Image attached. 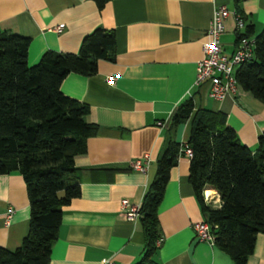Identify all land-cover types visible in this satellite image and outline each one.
Segmentation results:
<instances>
[{
  "label": "crops",
  "instance_id": "1",
  "mask_svg": "<svg viewBox=\"0 0 264 264\" xmlns=\"http://www.w3.org/2000/svg\"><path fill=\"white\" fill-rule=\"evenodd\" d=\"M218 5L239 9V32L250 24L253 37L264 26V0H108L100 10L91 0H0V29L28 38V65L44 51L76 52L82 36L97 26L114 34L113 61L98 60L94 74L69 72L60 82L64 95L87 105L85 119L96 129L86 138L85 151L73 159L79 192L61 208L48 264H100L107 258L134 264L139 259L143 234L138 214L126 219L120 201L139 206L166 145L170 116L183 99L191 98L193 110L221 112L238 140L255 150L264 129V101L240 87L215 101L206 84L194 86L195 64ZM219 39L222 52L230 54L235 45L232 15L225 18ZM110 75L114 80L107 84ZM190 121L191 116L172 132L180 145L188 138ZM142 154L149 157L146 171L133 170L131 163ZM187 172L188 157L180 155L156 209L162 240L152 259L159 264H232L223 250L194 237L192 223L203 216ZM212 196L209 205L217 207L218 195ZM28 216L20 174H0V247L19 245ZM247 264H264V233L255 236Z\"/></svg>",
  "mask_w": 264,
  "mask_h": 264
},
{
  "label": "trees",
  "instance_id": "2",
  "mask_svg": "<svg viewBox=\"0 0 264 264\" xmlns=\"http://www.w3.org/2000/svg\"><path fill=\"white\" fill-rule=\"evenodd\" d=\"M91 1L100 10L108 0ZM251 33L247 24L234 41ZM253 38L252 57L238 64L233 75L238 87L264 101V26ZM27 47L28 38L0 29V174H20L29 211L19 245L0 247V264H48L61 208L79 192L73 159L85 151L86 138L96 129L85 119L87 105L64 95L60 82L69 72L90 76L98 60L113 61L115 56L114 34L100 26L82 36L74 53L44 51L28 65ZM192 110L191 98H186L170 116L166 145L138 206L143 249L134 264H159L152 259L159 235L156 209L178 157L180 144L172 132L189 116L187 181L213 244L232 264H247L255 236L264 233V129L252 152L221 112ZM204 189L218 195L217 207L203 201Z\"/></svg>",
  "mask_w": 264,
  "mask_h": 264
},
{
  "label": "built area",
  "instance_id": "3",
  "mask_svg": "<svg viewBox=\"0 0 264 264\" xmlns=\"http://www.w3.org/2000/svg\"><path fill=\"white\" fill-rule=\"evenodd\" d=\"M228 15H232L234 19L235 34L243 27L242 19L235 11H229L224 5L216 6L208 22L206 34L208 39L202 44V55L195 64L194 86L206 84L208 86L207 95L215 101H221L226 96L234 95L237 90V83L234 79L235 67L243 61H247L252 57L254 47V38L251 36H239L235 42L234 48L230 54L222 52L220 43V34L223 31V22ZM61 25L57 26L59 30ZM106 83L111 84L114 76H107ZM190 149L183 143L178 150V156H190ZM149 157L147 154H142L140 158L134 160L130 167L139 172H145L148 165ZM207 189L202 191L203 201L206 204H212L215 199L212 195L214 191ZM121 208L124 209V217L128 220H134L138 214V207L128 205L125 200L120 201ZM192 230L197 241L213 243V237L210 233V226L204 220H199L192 223ZM162 240V237H157L155 245L157 246ZM100 264H116L111 259H103Z\"/></svg>",
  "mask_w": 264,
  "mask_h": 264
},
{
  "label": "bare ground",
  "instance_id": "4",
  "mask_svg": "<svg viewBox=\"0 0 264 264\" xmlns=\"http://www.w3.org/2000/svg\"><path fill=\"white\" fill-rule=\"evenodd\" d=\"M208 194V193H207Z\"/></svg>",
  "mask_w": 264,
  "mask_h": 264
}]
</instances>
